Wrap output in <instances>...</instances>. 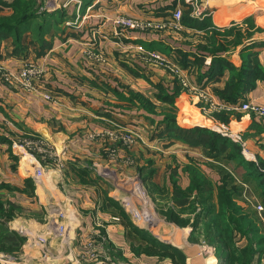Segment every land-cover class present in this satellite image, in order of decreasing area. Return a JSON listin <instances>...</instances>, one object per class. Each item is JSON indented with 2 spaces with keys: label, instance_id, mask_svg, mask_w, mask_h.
<instances>
[{
  "label": "crops",
  "instance_id": "1",
  "mask_svg": "<svg viewBox=\"0 0 264 264\" xmlns=\"http://www.w3.org/2000/svg\"><path fill=\"white\" fill-rule=\"evenodd\" d=\"M173 1L95 0L92 9L88 8L84 13L81 12V27L75 30L66 27L61 36L53 40L51 49L42 57H37L33 51L25 56H13L10 41L0 44V65L8 73L17 77L27 62L35 63L44 70L42 82L36 84L39 88L36 93L22 89L14 78L5 81L0 73V183L24 188L25 181L32 179L35 182V198L17 193L11 199L17 206L34 210L32 212L41 213L42 216V221L19 217L10 222L14 230L27 237L24 248L25 254L28 255L26 257L38 260L43 258L41 257L43 247L39 239H45L49 255L40 263L45 261L48 264L50 261L52 264H65L67 254L75 245L79 228L86 226L91 231L95 230L96 221L100 220L110 241L125 250L128 264H135L126 243V233L114 225L110 214L99 210L95 212L96 203L93 200L92 189L81 188L82 196L78 198H70L63 192L71 185V179L76 178L71 168L74 163H77L79 158L86 155L95 156L98 151H102L101 145H95L97 140L88 142L80 135L84 140L73 145L74 139L78 134L94 133L93 131L105 127L112 128L113 125H121L127 129L138 125L142 132L144 126L149 127V120L155 124L157 116H149L123 99L130 97V91L150 97L155 92L154 85L161 81L167 83L169 79L165 72L147 64L144 58L147 53L138 50L139 47H144L146 51L150 48L151 52L176 54L179 65L181 60L179 51H196L192 46H196L198 42L193 37L205 35L208 29H225L232 23H240L249 16H255L256 11L261 8L259 3H262L261 0H209L206 7L212 11L213 24L216 27H206V30L177 27L179 29L177 34L173 33L177 35L176 39L171 38L173 34L163 38L150 33L123 31L113 25V18L118 13L148 21L171 20L174 18L173 14L178 8L179 0ZM172 3L173 6H170ZM263 39L260 33H255L251 40L220 57L228 58L231 64L241 71L243 50L254 43L261 45ZM260 45L251 52L264 68V47ZM100 54H104L103 57L108 61L104 67L96 64L97 60H100L98 57ZM189 58L191 66L188 69L193 72H190L192 83L210 99L216 101L221 99L219 93L227 88L232 78L230 69L215 68L213 75L209 76L212 57H207L200 67L195 65L192 56ZM204 74V79L199 80V76ZM46 93L55 97L56 105L43 98V94ZM198 100L182 93L177 98V105L184 112L192 111V105L195 107ZM241 101L264 106V79H257L255 86L244 94ZM243 115L240 122L231 124L235 132L244 135L247 130L251 133L249 131L251 125L264 127L257 118L250 114ZM184 122L179 119V125L185 128L202 125L207 127L206 123ZM24 135H27L28 139L36 135L52 143L60 159L62 157L66 161V164L64 163L66 168L60 170L56 167H47L46 164L43 166L34 155L29 154L19 144L24 140ZM149 138L146 135L148 141ZM256 139H260L264 147V132L246 143L245 154L248 160H256L257 153L264 158V152L257 148ZM8 141H11V145ZM150 142L154 146L172 144L171 141L163 139L151 141L150 138ZM172 142L177 143V157L181 159L186 160L187 155L192 154L203 156L201 148L189 147L178 141ZM13 156L17 160H14ZM69 188L72 191L78 189L75 185ZM154 230L151 229L153 236L184 252L187 264H206L207 260L201 255L202 247L188 241L191 233H187L186 237L178 234L171 240ZM213 258V264H218L217 259L214 256ZM31 261L34 262V259ZM142 262L168 263L160 262L155 257L142 258Z\"/></svg>",
  "mask_w": 264,
  "mask_h": 264
},
{
  "label": "rangeland",
  "instance_id": "2",
  "mask_svg": "<svg viewBox=\"0 0 264 264\" xmlns=\"http://www.w3.org/2000/svg\"><path fill=\"white\" fill-rule=\"evenodd\" d=\"M94 1L95 0H92L90 2L89 0V3L85 5L83 0H22V4L20 5L21 9L19 10L21 18H19L17 15L14 16L15 12L13 8L4 6L2 3H0V19H4V21L10 24H16L17 22L25 21L24 17L26 18L28 17V15L37 13H53L56 11L59 12L60 16V12H62L60 11V9H63V11L66 12L67 18L63 20V22H60V17H58L56 19L54 18L53 21L51 19L48 21V19L43 20L44 18H40L41 20H37V22H34L30 26H23V24H21L23 27L33 28L32 33L29 34V39L32 38V41L37 42L40 41V39L38 38L45 36V27L48 30V34L50 33V35L47 36L48 39H51L53 35L61 34L60 32L66 30V27H69V29L73 30L81 27V12L84 13L88 8L92 9ZM175 1L176 0H174L173 2ZM208 1L209 0H179L178 8H176V11L181 12V17L179 20L173 18L171 20L165 21H148L118 13L115 14L113 18V25L114 27L123 31L140 33L143 32L148 34L150 33L159 35V37L163 38H165L166 35L169 34H177V31L179 30L177 29V27H184L183 22L187 21L188 19L192 20V23L198 21V24L201 27H216L213 24L212 11L210 12L209 8L206 7ZM215 1L212 2L215 3ZM261 1L262 3H259L261 8L256 11L255 16H249L240 23H232V25L228 26V28L241 27V33L245 38L248 36V33L251 34V39L253 38L255 33H260L262 35V38H264V0ZM170 6H173V3ZM11 17H13L14 19ZM123 17L133 19L140 25L144 24V27L146 28L138 27L135 29L125 30L124 28H122V26L117 24V22L123 19ZM101 18L105 20L103 16H101ZM212 29L213 30H211L212 32L210 34L216 33V30H214V28ZM176 34H173L171 38L176 39ZM210 34L208 33L207 35ZM227 34L228 33L225 32L222 34H218L217 40L220 42L228 41V39L231 38L234 39V36L237 33L234 32L230 34V36H228ZM207 35H198V37H193L194 39H196V42H198V44L192 47L195 49L199 48V50H204L203 47L207 46L215 50L216 47H212L211 41L207 40ZM248 41L249 40H246L245 42ZM142 52L147 53L144 57L147 64L149 63L152 67H157L158 69L165 72V74L169 77L167 83L165 81H161L154 85L153 88L155 89V92L153 95L148 97L152 103H155V107H150L149 113L145 111L144 112L149 116H157L155 124L149 120V127L145 128L144 126V130L142 131L144 133L141 132V129L138 125H134L133 128L129 129L125 128L124 126L122 127L121 125H113L112 128H109L111 126L107 128L105 127L104 129L93 131L94 133L89 132L88 134H78V137L74 139L73 145L83 141L84 139L81 137H85V140L88 142L100 140L101 142L96 141L95 145H101L102 151H98L95 156L86 155L84 156V158H79V161H76L77 163H74L75 165H73L71 168L74 170V175L76 178L71 179V185L69 187H73V185H75L76 187H78V189H74L72 191L69 187H67L63 192H65L64 194L66 196H70V198H78L82 196L80 195L81 188L88 187L92 189L93 191L91 190V192L94 194L93 200H95L96 203L95 212L97 210L102 211V209H106L104 211L112 216L111 221H113L114 225L119 230L126 233L125 239L130 250H132V244H138L139 242L142 243L143 241L140 240L139 237L130 234V231L127 229L124 219L113 207L111 201L118 203V205L121 206L127 213L133 224L140 229H144L146 231H149L150 233L151 229H156L154 231L159 232L160 235H163L167 239L171 240L175 239L178 234H183V236L186 237L187 233H191L188 241L190 243L199 244L202 247L201 255L205 260H207L206 264H213V256L216 258L215 248L204 241L202 232H199L198 234L192 236L193 222L196 215L201 210V205H196V207L192 206V202L195 200V198H197L196 193L191 200L184 199L181 194H177L174 192L173 182L175 181V183H178L180 189L183 191L193 188L194 192L197 183L200 182L203 186L204 196L212 194L215 201L217 200L216 202L218 203L217 197L221 192L219 191V186L222 185V179L224 177H228L226 174L228 173V180L230 182L229 184H231V187H229V189L232 192H236L234 194V201L240 207L244 208L245 213L249 214L250 216L252 214V218L250 220H247L244 225H248L251 220L255 222L258 229L257 239H259L260 237L264 239V213L263 217H261L259 216L256 209L257 205H264V198H262L261 196L262 191H260V188L257 187V184H244L243 172L238 170V164L227 161V159L225 157L223 158V156H219L218 158H210V156H205L204 153H206V151L201 148V153L203 155L202 157L196 156V154H192L187 155L188 158L185 160L177 157V143L170 142L169 139H166L172 144H158L154 146L150 142V138L156 128L158 129V131H160L166 128H175L177 126H180L179 119L185 121V124H193L199 122L203 124L206 123L207 128L211 129L212 131H215L219 134L225 133L230 135L227 137H230L232 140L238 143L239 146H241L242 153L248 160L245 154V145L249 140L261 136L264 132V127L263 125H251V127L249 128V131H251V133H248L247 130L244 135H242V133L240 134L235 132L231 128V124L240 122L242 120V117L244 116L243 114H250L253 117L255 116L245 111H230L221 109L218 105H220L221 103L227 104L224 100H206L204 98V92L194 90L191 86V83L189 84V86H184L176 72L177 66H180L177 64L176 54H164L162 52H151L150 50L146 51L144 47H142ZM103 56L104 54H100L98 56L100 57V60H97L96 64L104 67L108 64V61ZM32 64H34V67H36L37 69H41L42 72V74L34 80V85H36L38 82H42L41 80L44 76V70H42L39 65L35 63ZM249 66V69H252V67H254V63H249ZM188 70H184L186 72H184V75L188 78L189 82H191L190 77L191 73L193 72H191L190 69ZM20 72L21 71H19V74ZM4 74L5 76L1 74L0 75L5 79V81H7L6 77L8 75H10V77L12 78L11 73H8L6 70ZM10 77H8L9 81ZM20 81L22 82L21 79ZM20 81L17 83L21 86L22 89L33 93L38 92V90L32 91V89L25 88L20 83ZM159 84H164V87H167L169 89V94L176 95L174 109L171 108L170 105L161 104V102L160 104H156V95H158L157 93L159 92H157V85ZM177 84L181 87V94L185 93L190 97L199 99L198 102L195 103V107L192 105V111L190 110L184 112L178 107L177 98H179L181 94H179V96L177 97V92H175ZM44 97L45 94H43V98ZM132 97L130 96L129 98ZM124 98L127 99L126 97ZM133 100L137 105L140 104L138 103L140 97L134 96ZM257 119L264 124L263 118L258 117ZM226 128H228V130ZM146 135L150 137L149 141L148 139H146ZM32 136V139L42 140L46 142L52 148L54 156L42 153L38 149V147H35L31 150L28 149L29 154L34 155L43 166L46 164L47 167H56L60 170H64L66 168V161L62 157L60 159V157L57 155L56 147L48 140L45 141L43 139H40L36 135ZM24 137L26 138L27 135H24ZM111 138L113 139V141H110ZM256 142L259 151L264 152V147L262 146L260 139H256ZM21 144L23 143L21 142ZM29 144H31V142L27 143V145ZM248 161H253L258 164V167L264 172V158H262L260 154L257 153L256 160ZM227 167L232 169L233 171L235 170L236 172L234 171V173ZM79 168L87 170L88 176L86 177L83 175H79ZM89 179H91L90 182L92 183L86 184ZM234 188H236L237 190ZM239 191L241 195H238ZM13 196L15 195L6 193L4 194L3 198L8 199L12 204L16 205L14 202H12L11 197ZM107 196L109 197V199H111V201L106 200ZM21 209L23 214L19 217L26 218L27 220L31 219L42 221V216L40 215L41 213H38L36 211L32 212L34 210L27 208L25 209L24 207H22ZM19 217H17L16 220L19 219ZM96 223L97 227L92 231L89 230V228H86V226L79 228V231L76 234L77 237L75 239V245L67 254V261L65 262V264H128L129 260H127L128 258L125 255V250L115 246L110 241L106 232V228L104 224L100 223V220L96 221ZM204 225L205 224L201 226V231L202 229H205ZM9 227L10 229L14 230L11 224H9ZM244 231L247 233L246 230ZM20 235L23 237V241H20L21 243L18 242V240H16L13 236H9L12 244L16 245L18 250L17 252L12 254L0 253V264H46L45 261L40 263L43 258L49 255L46 240L39 239V243L43 247L41 256L43 258H40L38 260V258H32L30 256L26 257L28 255L25 254L24 248L27 243V237L22 234ZM156 239L163 243V241H161L160 239ZM235 240L238 247L240 248H246L248 245H251V241H249L247 237L239 235L237 233L235 234ZM254 247H256V244H254ZM73 249L75 250V252H73ZM256 249H261L263 251V255L257 256L255 264H264V245L261 246V248L260 246H257ZM131 255V257L135 259V264H142V258H147L145 256H134L132 251ZM33 259L34 262L31 261ZM48 264L52 263L49 261Z\"/></svg>",
  "mask_w": 264,
  "mask_h": 264
},
{
  "label": "trees",
  "instance_id": "3",
  "mask_svg": "<svg viewBox=\"0 0 264 264\" xmlns=\"http://www.w3.org/2000/svg\"><path fill=\"white\" fill-rule=\"evenodd\" d=\"M91 1L92 0H90V2ZM21 2L22 0H0V3H2L4 6L13 8L15 12L14 16L17 15L19 18H21L19 11L21 9ZM83 2L85 5H87L89 0H83ZM60 11H62L60 12V16L59 12L56 11L53 13L44 12L41 14L37 13L28 15L26 18L24 17L25 21H20L16 24H10L4 21V19H0V44L4 41H10L13 48V56H25L31 51H33L37 57L44 56L51 49L53 40L57 37H60L64 30H61V34L53 35L51 39H48L47 36L50 35V33L48 34V30L45 27L44 34L46 37H40L38 38L40 41L34 42L32 41V38L29 39V34L32 33L33 28L23 26H30L34 22H37V20L40 18H44L43 20L48 19V21L51 19L53 21L54 18L56 19L60 17V22H63V20L67 19L66 12L63 11V9H60ZM192 22V20L188 19L187 21L183 22V25L184 27L191 26L192 28H196V30H206V27H201L198 24V21L195 23ZM21 24H23V26ZM211 30L213 29L206 30L205 35L208 33L210 34L212 32ZM214 30H216V33L207 35V40H210L211 46L214 48L216 47V49L214 50L210 47L204 46L203 49L207 52L202 49H200V51L199 48H197L195 52L179 51V55L181 56L179 65L184 69L190 68L191 65L189 62V57L192 56L195 59V65L197 64L200 67L203 65L207 57H212L213 62L208 72L209 76L213 75L215 68H229L232 74L231 81L227 85V88L219 93V97L227 104H237L241 102L244 94L255 86L257 79H264V68L261 66L258 58L251 52L253 48L260 44L254 43L252 45L246 46L242 53V70L239 71L231 64L228 58H222L220 56L230 51L231 48L236 49L246 40H250L251 34L248 33V36L245 38L241 33V27L225 29L214 28ZM224 32L228 33V36L234 32L237 34L234 36V39L231 38L228 39V41L219 42L217 40V36L218 34H222ZM260 46L264 47V43H262ZM251 62L254 63V67L249 69V63ZM200 73L201 72H199V74ZM200 76L199 80H202L204 79L205 74ZM168 90L169 89L167 87H164V84L157 85V92H159L157 93L158 95H156V104H160L161 102V104L170 105L171 108L174 109L176 95L169 94ZM175 92H177V97L179 94H181V87L178 84ZM129 94L131 97H140V100L142 101L141 102L139 100L138 103L140 104L137 105L133 100V97L126 99L134 107H137L138 109L147 113L150 112V107H155V103H152L145 95H142L141 93H135L134 91H130ZM155 139H169L171 142L178 141L189 147L203 148L206 151L205 154L210 156V158H218L219 156H223V158L225 157L227 161L238 164V170L243 172L244 184H257V187L260 188V191H262L261 196L264 198V172L258 167V164L253 161H248L245 158L244 154L242 153L241 146H239L238 143H236L230 137L224 136L212 131L209 128L201 126L191 128L177 126L175 128H166L160 131H158L156 128L151 136V140ZM8 143L11 145V141H8ZM13 158L14 160H17L14 156ZM79 169V175L86 177L88 176L87 170H83L82 168ZM226 174L229 177L228 173ZM228 177H224L222 179V185L219 186V191L221 192L217 197L218 203L216 202L217 200L215 201L212 194L204 196L203 186L200 182L197 183L195 192L193 188L186 191L181 190L179 184L175 183V181L173 182V189L175 193L181 194L182 197L187 200H191L196 193L197 198H195V200L192 202V206L196 207V205H201V210L198 212L193 222L192 236L202 232L204 241L215 248V256L218 260V264H255L257 256L263 255V251L256 248L257 246H260L261 248V246L264 245V239L261 237L257 239L258 229L253 220H251L248 225H244L247 220L252 218V214L250 216L249 214L245 213L244 208L240 207L234 201V194L236 192L230 191L229 187H231V184H229L230 182ZM90 181L91 179H89L86 184H91L92 182ZM6 193L11 195L17 193L24 194L34 198L36 197L35 182L32 179H27L25 181L24 188H18L6 183H0V253L12 254L17 252L18 248L16 245L12 244L9 236H13L16 240H18V242L23 241V237L18 232L10 229L9 224L23 213L21 209L22 207H16V205L12 204L8 199L3 198L4 194ZM238 195H241L240 191ZM106 200L111 201L108 196L106 197ZM111 204L124 219L130 234L139 237L140 240L143 241L142 243L139 242L138 244L131 245V251L134 256L155 257L158 258L160 262H168L169 264H187V257L184 252L170 244L161 243L149 231L136 227L127 213L121 206L118 205V203L111 201ZM104 210L106 209H102L103 212H105ZM203 224H205V229H202L201 231V226H203ZM243 228L247 231V233L243 230ZM236 233L247 237L248 240L251 241V245H248L246 248L238 247L235 240ZM254 244H256V247H254Z\"/></svg>",
  "mask_w": 264,
  "mask_h": 264
},
{
  "label": "built area",
  "instance_id": "4",
  "mask_svg": "<svg viewBox=\"0 0 264 264\" xmlns=\"http://www.w3.org/2000/svg\"><path fill=\"white\" fill-rule=\"evenodd\" d=\"M174 19H177L179 20L180 17H181V12L180 11H176L175 14L173 15ZM118 25L122 26V28H124L125 30L127 29H135V28H138V27H141V28H146L144 27V24L143 25H140L139 23L135 22L133 19H130V18H125L123 17V19L119 20L117 22ZM139 50L142 51V47H139ZM35 65L32 64L31 62H27L24 64L23 68L20 70V74H18V76H14L13 74H11L12 78L10 77V75H8L6 77V80L9 81V78L10 77V80L11 79H15L17 82L20 81V79L22 80V82L20 81V83L25 87V88H28V89H32V91L34 90H38V88L36 87V85H34V80L39 77L42 72H41V69H37L36 67H34ZM185 69H183L181 66H177V69H176V72L179 76V78L181 79V82L184 86H189V84L191 83V86L194 90L196 91H200V88L197 87V85L193 84L192 81L189 82L188 78L184 75V71ZM5 70L3 68L2 65H0V73H2V75L5 76L4 74ZM20 77V79H19ZM5 80V79H4ZM23 80H24V84H23ZM205 95V99L206 100H211L210 97L204 93ZM45 100L51 102L53 105H56L57 104V101L55 99V97H53L51 94H48L46 93L45 94V97H44ZM221 109H224V110H230V111H245V112H249L251 113L252 115H254L255 117H259V118H263L264 119V106L260 105V104H257L255 102H239L237 104H225V103H221L220 105H218ZM228 130V128H226ZM224 134L225 136H230L228 134H225V133H222ZM93 138V137H92ZM26 141V142H24ZM33 141V142H32ZM30 143L29 145H27V143ZM22 143L21 144V147H23L28 153H29V150L31 149H34L35 147H38V149L42 152V153H45L46 155H52L54 156L53 154V151H52V148L44 141L42 140H32V139H24L22 140ZM29 149V150H28ZM41 173L39 172L38 173V176H40ZM257 209V212L259 214V216L263 217V213H264V205H257L256 207ZM263 219V218H262Z\"/></svg>",
  "mask_w": 264,
  "mask_h": 264
},
{
  "label": "water",
  "instance_id": "5",
  "mask_svg": "<svg viewBox=\"0 0 264 264\" xmlns=\"http://www.w3.org/2000/svg\"><path fill=\"white\" fill-rule=\"evenodd\" d=\"M202 127H205V128H207L206 126H203V125H202Z\"/></svg>",
  "mask_w": 264,
  "mask_h": 264
}]
</instances>
